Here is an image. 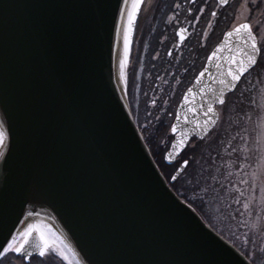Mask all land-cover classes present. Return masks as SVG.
<instances>
[{"label": "water", "instance_id": "1", "mask_svg": "<svg viewBox=\"0 0 264 264\" xmlns=\"http://www.w3.org/2000/svg\"><path fill=\"white\" fill-rule=\"evenodd\" d=\"M118 6L123 0H0V245L32 223L59 236L76 264H253L175 193L182 164L168 181L154 161L114 79ZM226 32L176 106L167 165L181 154L172 145L182 133L205 135L197 121L236 46Z\"/></svg>", "mask_w": 264, "mask_h": 264}, {"label": "flooded vegetation", "instance_id": "2", "mask_svg": "<svg viewBox=\"0 0 264 264\" xmlns=\"http://www.w3.org/2000/svg\"><path fill=\"white\" fill-rule=\"evenodd\" d=\"M150 1L143 2L136 19L131 65L127 75L128 90L124 94L133 112L131 88L138 86L137 106L146 117L145 122L135 118L138 126L167 125L169 128L184 91L203 69L208 55L224 32L247 21L250 7L254 9L252 22L263 20L261 12L264 11V5H261L260 11H255L254 6L246 5L244 0H229L223 6L219 0H207V3L205 0H196L194 4L189 3V0H153V5L149 4ZM197 8H203L204 11L198 12ZM212 12H216V15H211ZM193 16H199L200 19L194 20ZM180 27L187 29L184 42L175 35ZM259 60L258 66L245 74L241 83L248 75L251 76L250 73L253 78H256V71L259 77L263 75L264 62ZM235 91L226 94V99ZM56 248L58 251L51 255H32L22 262L16 254H9L7 259L0 260V264H76L67 249L62 246Z\"/></svg>", "mask_w": 264, "mask_h": 264}, {"label": "rangeland", "instance_id": "3", "mask_svg": "<svg viewBox=\"0 0 264 264\" xmlns=\"http://www.w3.org/2000/svg\"><path fill=\"white\" fill-rule=\"evenodd\" d=\"M151 1L149 4L153 5V0ZM260 33L258 39L264 45V27L260 29ZM262 49L264 50V47ZM262 56L264 60V51ZM250 75L242 81L238 90L227 97L225 106L219 107L218 122L202 141L206 148L216 141L220 144L219 152L214 149L215 151L211 153L212 165L207 167L212 173L210 182L202 186L197 193L186 197L191 200L195 197L200 198L217 232L238 248L244 250L247 248L250 257L256 250L264 259V200L261 193L258 187L252 191L250 185H237L244 190V196L238 197L232 187L241 179V167L237 165L243 166V171L247 173L243 176L244 179L253 181L257 185L264 180V72L259 80L257 77L253 78L252 73ZM138 97V86L134 85L131 88L133 113L138 121L143 122L146 117L137 106ZM253 101L255 103H252ZM242 106L243 114L239 115L236 107L242 109ZM146 122L148 123V120ZM139 126L146 128L147 131L149 128L156 127L155 125ZM157 133L150 138L152 143L156 142L160 146L164 144L163 141L171 137L168 129L165 133L159 131ZM196 147V141L192 140L188 149L193 150ZM164 152L161 154L162 159ZM183 178L187 179L186 176ZM208 187L212 188V193L209 192ZM237 198L241 200V203H236ZM244 203H248L250 207L245 209Z\"/></svg>", "mask_w": 264, "mask_h": 264}, {"label": "snow or ice", "instance_id": "4", "mask_svg": "<svg viewBox=\"0 0 264 264\" xmlns=\"http://www.w3.org/2000/svg\"><path fill=\"white\" fill-rule=\"evenodd\" d=\"M144 0H132L131 6L129 7V0H123V7L118 6L119 16L123 25V52L119 56L118 60V75L114 77L117 82V86L120 84L123 85V91L128 90V77L126 74V67L128 64V56L130 51V35L133 31L134 24L137 18V12L139 11ZM196 0H189V3L194 4ZM229 0H219L221 6L227 4ZM207 3V0H205ZM246 5L250 4L254 6L255 11L261 10V5H264V0H244ZM177 8L180 7L179 4L176 5ZM191 12V9L188 10ZM198 12H203V8H197ZM254 9L252 7L249 8V19L245 22L236 24L231 31L225 33L227 38L236 37V46L235 50L231 52L228 60V65L225 71L222 73L223 78L218 81L220 85V89L218 94L213 92L212 99L206 105V108L203 112V116L205 117L203 125L199 121H197L196 127L200 129L201 132L205 133V135H196L195 130L193 134L182 133L180 137L175 141L172 145L174 148L179 149V153H182L185 148L189 147L190 142L194 139L202 142L205 139V136L212 131V128L215 127L217 121L215 119L216 113V105H220L221 107L226 104V92H232L237 89V86L241 83L242 77H245V74L249 73L251 70L258 66V60L262 55V47L264 45L261 44V41L258 40V36L261 34L260 29L264 27V20H256L255 23L252 22ZM125 13H127L125 19ZM211 15L215 16L216 12H212ZM261 15L264 16V11L261 12ZM194 20H199V16H193ZM254 29L256 30L254 32ZM115 31L117 35H119L121 31V26L117 25L115 27ZM187 32L186 28L180 27L175 35L179 36L181 42L186 40V36L184 33ZM220 47L218 46L216 50H214L211 55L207 58L208 60H212L217 56V52L220 51ZM204 71L200 72L199 77L205 75ZM199 77L197 79H199ZM259 77V74H258ZM248 82V81H245ZM189 92L192 90L189 89ZM212 92L211 89H209ZM187 99V97H185ZM252 103H255L253 101ZM202 107H204L202 105ZM251 119V117H247ZM212 127H209V126ZM171 131L175 133L177 128L175 125L172 126ZM7 139V134L5 131L0 130V148L5 147V141ZM195 146L194 144L192 145ZM234 151H238L234 149ZM3 156V152H0V157ZM185 171L190 167V161L188 159H182L180 161ZM241 167V179L233 184L235 192L238 194V197L244 196V190L241 187H237V185H250V189L255 191L258 187L262 200H264V180L259 182L257 185L255 182L250 181L248 179H244L243 176L247 175L246 172L243 171V166L237 165ZM255 176V174H253ZM173 180H176V176H172ZM231 183V182H230ZM33 195H43V193L39 190H34ZM3 192L0 191V200H2ZM236 203H241L239 198L236 199ZM243 207L245 209L249 208L250 205L248 203H244ZM23 223V222H21ZM36 232L38 235L33 236V232ZM48 232H52L51 228L48 229ZM55 236V234L53 233ZM60 240L59 236H55V239H50L44 232V230L37 224L29 223L26 228L22 232H19L17 235H12L11 239L6 241V244L0 245V260L7 259L9 254H16L17 259L21 262L28 260L32 257L33 251L38 253L39 257H45L47 255H51L54 252H57L56 243ZM29 248L32 251H29ZM14 264V262H11Z\"/></svg>", "mask_w": 264, "mask_h": 264}, {"label": "trees", "instance_id": "5", "mask_svg": "<svg viewBox=\"0 0 264 264\" xmlns=\"http://www.w3.org/2000/svg\"><path fill=\"white\" fill-rule=\"evenodd\" d=\"M262 57L260 58L259 62H264V60H262ZM256 77H258V72H256ZM236 109L239 115L243 114V106L242 109L240 107H236ZM139 128L144 136L145 142L150 150L154 161L158 165L164 177L169 180L177 166V161H175L171 165H166L163 162L161 154L167 148L169 144L168 141L171 139V137H169L167 141H163L164 144H162L161 146L159 144H156V142L152 143V139L150 138V136L153 137L155 134H158L157 131L165 133L168 129V126H156L153 128H149L148 131L146 128L143 129L140 126ZM196 144V149L191 150L186 148L180 156L181 159H188L190 161L191 166L187 168V171L183 170L181 174L177 177V179L173 183H170V185L179 197H181L183 200L187 201L190 205H192L208 222V224L213 227L210 221L209 214L203 208L200 198L195 197V199L191 200L187 197L191 196L190 194L197 193L198 190H200L202 186H205L210 180L212 173L211 170L207 167L212 165L211 153L215 151L214 149H216V152H219L220 144L216 141L214 144H211V146L208 148L203 146L202 142L200 141H196ZM184 176H186L187 179L183 178ZM208 189H210L209 192L212 193V188L208 187ZM239 249L251 260L253 264H264V259L261 257V254L256 252V250L253 251V255H251L252 257H250L247 248L245 250L241 248Z\"/></svg>", "mask_w": 264, "mask_h": 264}]
</instances>
